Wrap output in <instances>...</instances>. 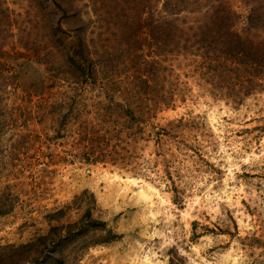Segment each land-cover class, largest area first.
Wrapping results in <instances>:
<instances>
[{
	"label": "rangeland",
	"instance_id": "374dc122",
	"mask_svg": "<svg viewBox=\"0 0 264 264\" xmlns=\"http://www.w3.org/2000/svg\"><path fill=\"white\" fill-rule=\"evenodd\" d=\"M218 2L264 36V0ZM165 3L0 0V264H264V73L213 79ZM147 6L165 43L145 68ZM146 78L171 103L119 108Z\"/></svg>",
	"mask_w": 264,
	"mask_h": 264
},
{
	"label": "trees",
	"instance_id": "16d2710c",
	"mask_svg": "<svg viewBox=\"0 0 264 264\" xmlns=\"http://www.w3.org/2000/svg\"><path fill=\"white\" fill-rule=\"evenodd\" d=\"M183 1L181 0L183 5L178 8H170V3H165L166 5L162 11L163 17L168 21H170L171 16L174 17V21H170L174 24L173 29L176 32L173 35L179 31H185L184 34L194 40L191 54L207 64L208 73H215V76H212L213 79L217 76L219 80H224L226 77L222 76V73H228V79L240 80L245 78L242 79V85L246 90L260 86L261 76L264 73V36L262 32L260 36H257L259 38L254 39L250 36V33L251 31H263L261 25L259 26L257 22L250 18L251 25L245 30H249L245 35L238 24L231 22L229 14L234 13L233 8L228 5H218L219 0H202L204 3L202 6H207L214 17L207 20H198L194 26H191V22H183L185 19H181V17L185 11L188 14H194L195 12H191V9L186 7ZM60 7L62 6L60 5ZM62 8L67 9L64 5ZM158 13L159 11L147 6L144 10V26L132 33V35L138 33L134 35L135 45L133 49H136L134 52L142 58L141 64L145 68L149 64L156 65L161 62V55L163 54L161 45L165 42L161 37L164 31H160L159 25H156L155 16L157 17ZM192 30H194L193 35L190 33ZM154 86L155 84H152L147 78L138 84L132 85L133 96L131 98L123 97V102H117V106L128 113L133 108L134 110L137 108L142 112V115L149 116L155 110H158L160 105H169L170 100L154 93L152 90ZM120 91L122 92V90ZM137 95L141 96L137 97ZM172 126L173 124L169 123L166 127H160L158 134L169 135ZM91 221L94 222L95 220L91 218Z\"/></svg>",
	"mask_w": 264,
	"mask_h": 264
}]
</instances>
